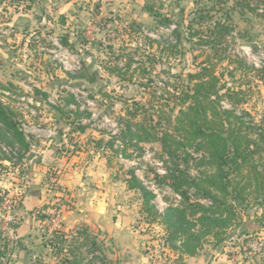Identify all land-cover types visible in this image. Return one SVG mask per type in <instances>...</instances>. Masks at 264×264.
<instances>
[{
	"label": "rangeland",
	"instance_id": "374dc122",
	"mask_svg": "<svg viewBox=\"0 0 264 264\" xmlns=\"http://www.w3.org/2000/svg\"><path fill=\"white\" fill-rule=\"evenodd\" d=\"M18 1L20 0H0V83L7 88L12 85L31 94L15 104L16 111L25 116L23 129L28 135L34 130L45 131L52 128L53 124L56 126V119H52L51 115L60 114L52 107L64 106L62 98L72 94L76 105L69 107V110H79L82 124L89 126V136L103 138L105 143L113 136L118 138L124 129L121 122L127 110L133 108L134 102H140L146 108L154 106V110L161 113H169L170 108L166 107V91L174 81L166 73L167 70H184L187 73L211 53L207 47L199 46L184 58L169 59L164 56L161 65L152 74L140 71L134 76V81H122L118 74L111 75L104 69L116 65L125 66L127 63H132L134 68L136 66L141 70L150 68L147 59L139 54L154 52L161 56L159 45L170 37L174 28L173 24L170 27L161 25V20L170 18L177 21L181 18L180 11L183 10L185 19L189 21L196 9L195 0H33V7L27 12L25 11L29 5L24 0V5L18 10L15 9L14 5ZM149 8L154 9L158 14L157 18L150 14ZM62 18L67 20L65 25L60 22ZM233 19L236 29L228 41L232 59L237 56L247 66L264 70L261 68L264 66V8L261 7L256 14L248 12L244 17L235 13ZM209 24L206 23L203 28ZM73 32H78L79 36L75 37ZM65 35H69L71 41L75 42L71 50L60 43ZM148 37L157 42L154 49L149 48ZM122 55L124 57L120 60ZM196 55L201 57L194 61ZM85 68H89L90 73L97 74L93 82L72 79L68 75H79ZM236 68L235 64L224 61L217 66V73L224 75L223 82L228 86H241L244 91L248 90L250 98L241 106H233L228 101H223V105L229 109L235 108L239 114H248V121L259 124L264 119V73H245L244 68ZM125 72L127 78L133 74L131 69ZM231 72H234L233 76ZM151 77L154 80L152 86L145 87L147 78ZM32 84L47 90L50 94L49 100H33ZM105 92L109 98L104 95ZM169 105L173 107L172 103ZM177 112L178 109H175L174 114ZM89 115L91 118H88ZM153 122H157L156 118ZM120 144L119 139L116 145ZM141 148L142 150L130 148L127 151L131 156L129 159L123 157L121 152L113 153L107 149L101 152L102 161L108 165V171L122 194L127 192L123 180L131 172L147 188L151 189L154 185L153 204L158 211L163 210V214L170 206L181 203L180 198L168 186L157 183L156 176L165 172L164 159L167 160L168 157L163 156L160 143L145 144ZM188 152L194 159L188 158L181 164L193 176H197L196 159L201 158V155L192 150ZM1 153L12 160L7 163L0 162V178L11 177V186H21L23 189L27 176L24 165L28 154L20 162L22 154L17 149L10 152L9 148L2 146ZM168 165L172 166L171 163ZM14 179L19 181L15 182ZM3 192L9 196L17 193L12 192V188H1L0 195ZM139 200L138 192L123 198L126 205L132 208H137ZM60 203L61 201L56 203L55 207ZM261 212L252 201L249 209L240 211L241 227L232 228L224 242L217 246L207 244L199 256L187 258V262L183 263L178 261L177 254L165 244V232L161 225L145 222L142 215L135 225L141 228V234L149 238L151 244L147 247V252L152 256L153 264H210L212 258L216 257H222L220 264H264V224L257 222ZM38 216L41 219L44 217L46 223L37 234L39 246L35 248L36 264H65L63 261L70 254L66 252L67 248L69 251L74 250L83 260V264H107L104 252L106 249L101 244V239L98 241L93 233L89 231L90 237L97 244L96 248L75 236L76 228L65 231L68 238L58 241V235L51 233L47 225L48 215ZM1 217L0 209V248L5 243V238H8L10 241L6 259L10 262L11 250L17 244V239L3 230Z\"/></svg>",
	"mask_w": 264,
	"mask_h": 264
},
{
	"label": "trees",
	"instance_id": "16d2710c",
	"mask_svg": "<svg viewBox=\"0 0 264 264\" xmlns=\"http://www.w3.org/2000/svg\"><path fill=\"white\" fill-rule=\"evenodd\" d=\"M24 1L29 5L25 11L27 12L33 7V0ZM21 5H24L22 0L16 2L14 7L18 10ZM194 5L196 9L189 21L185 19L183 10L177 21L170 18L161 20V25L170 27L173 24L174 28L170 37L159 45L161 56L154 52L139 54L147 59L150 68L141 70L136 66L134 68L132 63H127L125 66L116 65L104 69L111 75L118 74L122 81L128 79L131 82L140 71L145 74L157 71L164 56L169 59L184 58L197 50L196 47L210 49L211 53L187 73L184 70H167L166 73L174 81L166 91L169 113H161L154 110V106L146 108L140 102H134L133 108L127 110L121 122L124 129L118 138L113 136L106 143L103 138L89 140L99 151L108 149L113 153L121 152L128 159L131 157L127 153L130 148L142 150L141 146L145 144H161L163 156L169 160L164 159L165 174L157 175L156 181L168 186L180 198V205L170 206L161 214L153 204L155 195L133 172L129 173L125 182L130 191L140 193L143 220L163 227L165 244L177 254L178 261L182 263L185 258L199 256L207 244H221L226 240L229 230L241 227L240 211L249 209L252 201L258 211H262L257 222L264 224V119L259 124H254L247 120L248 114H239L235 108H226L223 101L236 107L241 106L248 102L250 94L241 86H228L223 82L224 75L217 73V66L224 61L235 64L236 69L244 68L245 73H264V70L247 66L237 56L232 59L228 46L229 38L236 29L233 15L238 13L244 17L248 12L256 14L261 7L264 8V0H195ZM148 11L157 18L158 14L153 8ZM65 22L62 24L65 25ZM206 23L210 24L203 28ZM147 41L149 48L154 49L157 42L149 37ZM60 43L70 50L75 46L69 35L63 36ZM123 57L122 55L119 59ZM200 57L201 55L194 56V61ZM127 69L133 71L129 78L125 72ZM233 73L231 72L232 76ZM68 75L72 79L86 80L89 83L97 77L96 73H90L89 68H85L79 75ZM153 81L152 77L147 78L145 87L152 86ZM31 87L33 100H49L47 90L34 84ZM104 95L108 96L106 92ZM26 96L31 94L12 85L7 88L0 83V151L2 146L9 148L10 152L17 149L22 154L20 162L32 148V137L23 129V115L15 107ZM62 102L65 103L64 106L52 108L58 111L69 127L68 144L72 147L70 150H63L68 155L71 151H80L75 137L86 133L89 126L82 124L79 110H69V107L76 105L72 94L62 98ZM175 109H178L177 114H174ZM155 118L157 122L154 123ZM119 139L121 144L117 146ZM189 150L201 155V158L196 159L197 176H193L181 164L188 158H193ZM11 160L4 153L0 154V162ZM169 163L172 164L171 167ZM42 220L44 221V217ZM57 235L58 241L68 238L64 233ZM75 236L96 248L97 244L90 237L88 229L81 227ZM9 241L5 238V243L0 248V264H9L6 259ZM50 242L54 245L52 240ZM66 252L70 254L63 261L65 264H83L74 250L69 251L67 248Z\"/></svg>",
	"mask_w": 264,
	"mask_h": 264
},
{
	"label": "crops",
	"instance_id": "0c3cea01",
	"mask_svg": "<svg viewBox=\"0 0 264 264\" xmlns=\"http://www.w3.org/2000/svg\"><path fill=\"white\" fill-rule=\"evenodd\" d=\"M63 21L67 20L62 18L60 22ZM73 33L75 37L79 36L78 32ZM51 117L56 119V126L53 124L52 128L34 130L30 134L32 148L24 165L27 168L24 188L11 186V177L0 178V189L12 188V192L21 193L20 205L16 210L17 225L12 233L17 244L11 250L9 264H36L35 248L39 246L37 234L46 223L38 214L60 207L63 209L64 230L83 227L93 233L98 241L100 238L106 249L107 264H153L152 256L147 252L151 244L149 238L141 234V228L135 225L136 220L142 217L141 200L137 208L126 205L123 198L135 192L128 189L125 179L123 183L127 192L122 194L119 191L108 165L102 161V151L89 142L96 138L89 136L87 131L75 137L80 151L65 155L63 150L72 147L68 144L69 127L61 115L52 114ZM55 173L54 178L62 185L58 192L49 190ZM60 201L61 205L55 207ZM221 258H212L210 264H220ZM184 262H187V258Z\"/></svg>",
	"mask_w": 264,
	"mask_h": 264
},
{
	"label": "built area",
	"instance_id": "2783aa9c",
	"mask_svg": "<svg viewBox=\"0 0 264 264\" xmlns=\"http://www.w3.org/2000/svg\"><path fill=\"white\" fill-rule=\"evenodd\" d=\"M62 45V44H61ZM63 46V45H62ZM261 68H264V66H261ZM263 70V69H262ZM165 174L161 173V175ZM60 189V190H59ZM152 192H154L155 186L153 185L152 188H148ZM49 190H54V191H61L60 188V183L57 180V178H53L51 180V183L49 184ZM21 193L18 191L16 195L14 196H9L3 192L0 197L1 199V218L3 220V230L8 231V233L12 234L14 232V225L17 224V207L21 201ZM177 196V195H176ZM178 197V196H177ZM160 213L163 212V210L159 211ZM44 215H48L47 219V225L49 226V230L51 233L55 234H60L64 233V226H63V209L57 208V209H52L49 212L43 213ZM42 214V215H43ZM80 231V228H76L74 230V234L78 233Z\"/></svg>",
	"mask_w": 264,
	"mask_h": 264
}]
</instances>
